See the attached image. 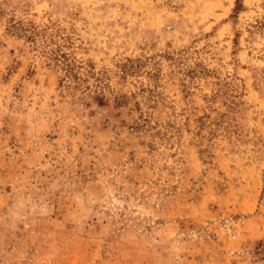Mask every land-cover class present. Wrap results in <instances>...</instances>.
<instances>
[{
  "label": "rangeland",
  "instance_id": "rangeland-1",
  "mask_svg": "<svg viewBox=\"0 0 264 264\" xmlns=\"http://www.w3.org/2000/svg\"><path fill=\"white\" fill-rule=\"evenodd\" d=\"M0 264H264V0H0Z\"/></svg>",
  "mask_w": 264,
  "mask_h": 264
}]
</instances>
